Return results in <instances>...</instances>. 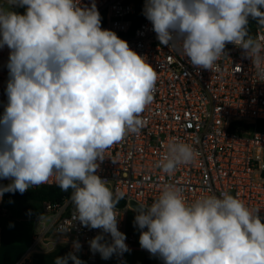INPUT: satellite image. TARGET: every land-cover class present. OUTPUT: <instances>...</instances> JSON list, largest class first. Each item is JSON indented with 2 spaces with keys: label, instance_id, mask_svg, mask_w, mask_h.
<instances>
[{
  "label": "clouds",
  "instance_id": "obj_1",
  "mask_svg": "<svg viewBox=\"0 0 264 264\" xmlns=\"http://www.w3.org/2000/svg\"><path fill=\"white\" fill-rule=\"evenodd\" d=\"M0 6V49L7 46V104L0 116V186L24 194L55 177L71 189L73 220L102 234L88 243L102 259L130 249L118 230L115 208L124 198L96 174L106 150L145 125L154 99V67L114 31L102 28L95 0H7ZM25 8L24 14L11 6ZM143 15L161 45L198 69L219 70L226 44L243 49L264 81V37L250 33L249 18L264 27V0H145ZM194 147L169 140L156 163L168 176L195 161ZM99 161V162H98ZM259 208L223 192L190 202L174 184L151 204H139V244L163 264H264ZM11 226V225H10ZM103 233L111 236L105 240ZM75 251L81 245L73 242ZM84 264L74 252L54 264Z\"/></svg>",
  "mask_w": 264,
  "mask_h": 264
},
{
  "label": "built area",
  "instance_id": "obj_2",
  "mask_svg": "<svg viewBox=\"0 0 264 264\" xmlns=\"http://www.w3.org/2000/svg\"><path fill=\"white\" fill-rule=\"evenodd\" d=\"M93 0H81L91 5ZM102 17V28L114 31L129 47L154 67L157 81L153 102L141 114L144 127L129 133L109 147L96 174L107 181L114 192L124 194L125 208H115L118 230L126 235L125 243L134 248L136 238L126 230L125 212L131 203L151 205L162 186L174 184L186 200L227 192L238 196L251 208H259L264 223V81L256 74L243 49L226 44L225 54L217 61L218 71L198 69L188 57L160 44L151 22L143 15L145 0L137 6L131 0H95ZM0 6L3 5L0 3ZM250 33L264 37V27L250 25ZM7 46L0 49V116L7 104L9 79ZM191 144L196 159L181 165L168 176L156 163L169 140ZM10 184V179H0ZM43 186H55V177ZM125 210V211H124ZM44 216L37 219L32 248L18 264H33L35 252H49L60 243L74 241L89 245L102 234L73 220L74 205L43 203ZM106 241L111 236L103 233Z\"/></svg>",
  "mask_w": 264,
  "mask_h": 264
},
{
  "label": "crops",
  "instance_id": "obj_3",
  "mask_svg": "<svg viewBox=\"0 0 264 264\" xmlns=\"http://www.w3.org/2000/svg\"><path fill=\"white\" fill-rule=\"evenodd\" d=\"M5 195L0 199V264H18L32 248L37 219L42 216L32 207L21 213L11 211L6 206ZM80 245L79 251L74 250L73 244L60 243L49 252H35L32 256L33 264H54L56 257H64L70 252H74L86 264H163L162 260L141 249L139 242L129 252L114 254L107 260L102 259L99 253L93 254L90 245ZM68 264L73 262L69 260Z\"/></svg>",
  "mask_w": 264,
  "mask_h": 264
},
{
  "label": "trees",
  "instance_id": "obj_4",
  "mask_svg": "<svg viewBox=\"0 0 264 264\" xmlns=\"http://www.w3.org/2000/svg\"><path fill=\"white\" fill-rule=\"evenodd\" d=\"M134 2L137 6H139L142 2V0H131ZM257 22L255 20H252L250 18V25H254ZM258 128L263 129L264 128V122L258 123ZM8 184L5 182H0V186H7ZM71 189L69 191L64 192L59 187L55 186H43L36 189H31L26 191L24 194H20L19 192L16 193H4L6 195L12 196L14 198L26 201V202H51L53 204H63L66 200H68L71 196ZM73 205V203H72ZM126 202L123 200H119L116 207L118 208H125ZM86 264V263H84Z\"/></svg>",
  "mask_w": 264,
  "mask_h": 264
},
{
  "label": "rangeland",
  "instance_id": "obj_5",
  "mask_svg": "<svg viewBox=\"0 0 264 264\" xmlns=\"http://www.w3.org/2000/svg\"><path fill=\"white\" fill-rule=\"evenodd\" d=\"M0 3L3 5V7H8L7 0H0ZM11 10L18 12L20 14H24L25 12V8L17 7L15 5L11 6ZM4 199H5L6 206L11 211H14L15 213L24 212L28 207H32L35 211L39 212L41 216H44L43 205L40 202H33V201L26 202V201H23L17 198L16 199L12 198L7 195L4 196ZM137 212L138 211L131 208L125 212V218H126V229L128 233H131L132 235H134L136 238V242H139V235H140L141 230L138 227L134 226V218Z\"/></svg>",
  "mask_w": 264,
  "mask_h": 264
},
{
  "label": "water",
  "instance_id": "obj_6",
  "mask_svg": "<svg viewBox=\"0 0 264 264\" xmlns=\"http://www.w3.org/2000/svg\"><path fill=\"white\" fill-rule=\"evenodd\" d=\"M131 207L132 209L136 210V211H139V204L135 203V202H132L131 203Z\"/></svg>",
  "mask_w": 264,
  "mask_h": 264
}]
</instances>
